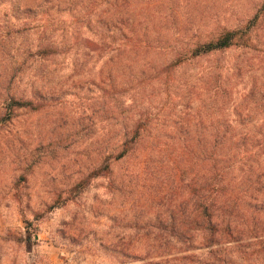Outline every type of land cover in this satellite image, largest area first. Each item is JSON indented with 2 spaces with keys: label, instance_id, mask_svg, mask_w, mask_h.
<instances>
[{
  "label": "trees",
  "instance_id": "obj_1",
  "mask_svg": "<svg viewBox=\"0 0 264 264\" xmlns=\"http://www.w3.org/2000/svg\"><path fill=\"white\" fill-rule=\"evenodd\" d=\"M131 1L0 0L1 34L7 47L0 75V140L11 146L21 138L26 132L20 120L24 112L49 111L64 103L65 89L51 82L60 67L70 64L82 70L90 60L102 62L97 88L102 101L106 99L103 108L113 102L115 117L97 140L96 158L89 165L94 166L93 173L84 174L68 193L88 180L103 179L111 194L127 198L129 210L118 221L125 230L117 235L119 255L134 261L153 259L154 264H191L200 259L198 250H208L216 259L218 252L242 246L245 236L262 238L264 243V119L257 130L255 125L254 131L241 134L230 133L232 123L211 122L214 131L209 136L188 135L193 126L209 127L202 120L177 121V132L161 137L154 134L160 119L149 109L131 105V114L120 112L122 121L114 111L119 106L118 77L133 68L136 58L170 51L171 62L154 76L147 73L152 66L141 67L143 78L165 75L167 82L179 66L217 57L233 47L252 48L256 18L242 27L223 26L204 38L167 41L134 19ZM14 33L25 38L10 56L8 40ZM227 68L217 59L206 70L204 87L214 99L227 94L223 84ZM247 96L254 99L256 90ZM248 109L256 114V103ZM17 160L16 171L27 179L36 160L31 153ZM58 198L41 200L40 208ZM147 242L153 253L143 255L139 248Z\"/></svg>",
  "mask_w": 264,
  "mask_h": 264
},
{
  "label": "rangeland",
  "instance_id": "obj_2",
  "mask_svg": "<svg viewBox=\"0 0 264 264\" xmlns=\"http://www.w3.org/2000/svg\"><path fill=\"white\" fill-rule=\"evenodd\" d=\"M130 10L135 20L145 22L153 34L167 41L196 35L204 38L210 31L242 27L255 18L256 27L252 48L233 47L217 57L179 66L166 77L167 82L165 75L143 78L141 67L152 66L147 73L154 76L171 62L170 51L156 50L136 58L133 68L118 77L115 96L119 106L114 111L120 121L124 118L120 112L131 114L135 104L157 114L160 123L154 134L161 137L174 135L177 121L194 124L202 120L209 126H193L190 136H209L214 131L211 122L232 123L231 134L254 131L255 125L257 130L264 119L260 108L264 101V0H132ZM3 22L0 12V75L6 67L2 60L7 50L1 34ZM12 35L10 56L25 38V34ZM217 59L228 67L223 82L227 94L221 99L212 98L204 87L206 70ZM101 63L90 60L82 70H74L70 64L60 67L51 82L65 89L64 103L49 111L22 112L26 132L11 146L0 140V264H154L153 259L134 261L119 255L117 235L125 230L118 221L127 214L129 202L111 194L107 181L88 180L73 194L68 193L84 174L93 173L94 166L89 165L96 158L97 140L115 117L113 102L103 108L106 99L102 101L97 88ZM252 89L256 90L254 99L247 96ZM255 103L256 114H250L248 108ZM26 153L36 161L24 179L16 169L17 157ZM57 198L56 203L40 208L41 200ZM243 238L242 246L218 252L222 258L216 255L213 259L208 250H198L200 259L191 264H264L262 238ZM139 251L153 253L149 242Z\"/></svg>",
  "mask_w": 264,
  "mask_h": 264
}]
</instances>
